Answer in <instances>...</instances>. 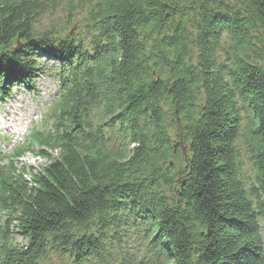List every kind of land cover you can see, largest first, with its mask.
<instances>
[{"label": "trees", "instance_id": "trees-1", "mask_svg": "<svg viewBox=\"0 0 264 264\" xmlns=\"http://www.w3.org/2000/svg\"><path fill=\"white\" fill-rule=\"evenodd\" d=\"M63 10L60 33L36 29ZM83 39L99 61L72 64L5 157L0 264H264V0H0V91L43 74L36 52ZM32 150L47 165L16 169Z\"/></svg>", "mask_w": 264, "mask_h": 264}, {"label": "rangeland", "instance_id": "rangeland-1", "mask_svg": "<svg viewBox=\"0 0 264 264\" xmlns=\"http://www.w3.org/2000/svg\"><path fill=\"white\" fill-rule=\"evenodd\" d=\"M63 13L64 10L63 12L58 11L57 15L59 18H56V14L53 16L44 15L42 18L37 20L35 24L36 29L39 30L43 26L60 22L61 20H63ZM65 22H67V20H65ZM46 57L50 59L49 56ZM48 59L42 61L43 64H46L43 67L44 74L40 75L37 73V75H35L34 77L33 82L27 85V87H15L9 92L10 94L8 97H4L0 100V118H4L8 116V109L1 108V105L4 104L5 101H9L10 98L11 101H14V97H11L13 95H16L19 98L17 102L14 103V108L16 109L15 114H13V116L5 122V124L13 131V133L10 132V134H7L5 131L8 129H6L5 126L0 125V155H9L13 149L11 143L14 142L23 133L27 134L31 124L32 126L39 124L42 112L46 110L50 101L55 96V93L57 91V81H59V79L56 78V75L59 69L54 71V67L51 66V63ZM57 77L59 78V76ZM32 83L33 85H31ZM243 129L244 128L241 124V130ZM15 134H17V136ZM14 146L16 147L17 145ZM236 146L242 173L244 175H247V177H250L251 168L249 163V149L245 147L243 142L236 143ZM182 152L184 153V149H182ZM47 163L48 161L45 158H36L33 155L26 154L22 157L21 160L18 161L16 166L18 168L23 167L24 169H32L38 172L39 169L45 167ZM262 235H264V232L262 233ZM126 236L132 237L131 241L128 244V253L132 254L133 260H136V258L141 255L145 245V242L142 239V234L138 230H136L131 233H127ZM11 238L21 246L25 245V242L19 237L11 234Z\"/></svg>", "mask_w": 264, "mask_h": 264}, {"label": "bare ground", "instance_id": "bare-ground-1", "mask_svg": "<svg viewBox=\"0 0 264 264\" xmlns=\"http://www.w3.org/2000/svg\"><path fill=\"white\" fill-rule=\"evenodd\" d=\"M83 7H84V9L87 11V12H92V10L91 9H87L85 6H82L81 8H80V10H82L83 12H84V10H83ZM68 16H70V17H73V14H71V13H66ZM66 17V16H65ZM75 21V20H74ZM55 25H56V23H52L51 24V27L50 28H48V29H51V32H50V34H49V36L50 35H52V34H58V32L60 33L61 32V30L60 29H57V28H55ZM77 27V28H76ZM78 29H80L79 28V25H77V26H75L74 27V31H78ZM74 33V32H73ZM73 33H72V35L71 36H74L73 35ZM81 38V35L80 36H78V38H76V39H80ZM55 40V39H54ZM59 45H57L56 47H55V49H54V55H53V57H52V55L50 56V58L52 57V59L50 60V63H51V66H53L54 67V71L55 70H57V69H59V71L57 72V73H59L61 70H63V69H66V71H68V72H72L73 71V66H72V64L75 62V61H80L81 60V58H82V54H83V52H85L86 51V46H84V45H86L85 44V40L82 42V43H80V45H79V47L81 48V49H78L77 51H75V45L72 43V42H70V40H67V41H65V42H62V43H58ZM46 46H48V44L46 45ZM67 46L69 47V46H71L70 48H67ZM39 47L37 46V49H38ZM56 51H58V52H60L59 54L58 53H56ZM62 51H65V54L71 59V60H69V61H66V60H64V59H62L61 57H60V54L62 53ZM99 52H96V53H92L91 52V54H89V56L90 57H94V58H96V61H95V63L97 62V61H99V59H100V56H99ZM41 58H43V56L41 57ZM17 66H20V68H23L24 66H22V64L21 63H18V64H16ZM44 74V73H43ZM86 74H88L85 70H82V72H81V74H77L76 73V75H77V79H78V84L76 85V87H79V85H80V83H81V81L83 80V78L85 77V75ZM62 77H64V76H62ZM8 84V82H6L4 85H7ZM2 87V86H1ZM67 89L68 88H65L62 92H66L67 91ZM58 95L60 94V93H57ZM11 97H14V101H11V100H9V101H5L4 102V104H2L1 105V108H7L8 109V116L7 117H4V118H0V125H3V126H5L6 127V129H8V130H6L5 132L7 133V134H10V132L11 133H13V131L5 124V122L7 121V120H9V118L10 117H12L13 116V114H15V112H16V109L14 108V103H16L17 102V100L19 99L16 95H13V96H11ZM115 121H113L112 123L110 122V129H112V130H110V132H112L114 129H117V130H120V131H122V128L121 127H114V125H115ZM31 126H32V124H31ZM31 126H30V128H31ZM27 129H29V128H27ZM106 135V137L108 138H111V139H114L113 138V136L111 135V134H109V133H106L105 134ZM107 144H109L110 145V143H107ZM258 212H260V211H258ZM257 217H258V223H260L262 226H264V217L263 216H261V214L259 213V214H257ZM257 231L261 234V238L262 239H258V241H261V243H263V245H264V235H262V233L264 232V228L263 227H261V228H259V229H257ZM264 249V248H263Z\"/></svg>", "mask_w": 264, "mask_h": 264}, {"label": "water", "instance_id": "water-1", "mask_svg": "<svg viewBox=\"0 0 264 264\" xmlns=\"http://www.w3.org/2000/svg\"><path fill=\"white\" fill-rule=\"evenodd\" d=\"M177 125H178V127L180 128V126H179V121H178V120H177ZM179 128H178V129H179Z\"/></svg>", "mask_w": 264, "mask_h": 264}]
</instances>
